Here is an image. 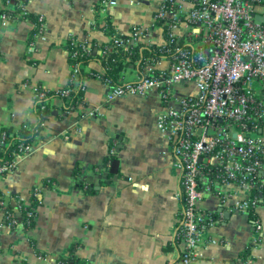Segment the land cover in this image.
<instances>
[{"label": "crops", "instance_id": "0c3cea01", "mask_svg": "<svg viewBox=\"0 0 264 264\" xmlns=\"http://www.w3.org/2000/svg\"><path fill=\"white\" fill-rule=\"evenodd\" d=\"M103 1L26 0L25 10L41 16L44 24L33 49L31 20H0V129L16 132L23 123H36L32 87L57 91L67 86L68 40L107 43L101 26L110 22L120 35L138 25L148 30L144 42L163 41L161 31L152 27L161 0H118L114 7H104ZM84 71L101 74L103 67L91 62ZM138 71L128 65L121 84L137 81ZM84 86L82 104L67 115L58 116L61 101H51L52 115L31 152L16 155L15 170L0 177V197L13 205L17 220L13 227L4 224L0 210V264H56L53 259L176 263L179 169L156 127L162 109L157 92L110 102L111 86L97 76ZM114 160L116 175L109 173ZM258 177L264 183V163ZM35 189L41 203L33 228L26 231L18 223L16 201L31 202ZM227 195L232 198L223 203ZM249 198L250 189L227 185L198 202L204 217L217 219L199 238L197 264H264V202L254 209L255 217L229 209L234 201ZM255 218L260 232L254 229Z\"/></svg>", "mask_w": 264, "mask_h": 264}, {"label": "built area", "instance_id": "2783aa9c", "mask_svg": "<svg viewBox=\"0 0 264 264\" xmlns=\"http://www.w3.org/2000/svg\"><path fill=\"white\" fill-rule=\"evenodd\" d=\"M117 1L104 0L102 4L114 7ZM22 8L26 11L25 6ZM0 20L7 22V15L3 14ZM38 22L43 24L41 16ZM152 27L159 29L162 36L167 29L169 55L156 64H146L138 71L137 81L111 87L107 101L157 92L162 109L156 116V127L167 141L170 161L179 169V255L173 264H197L195 249L199 238L215 221L206 225L198 202L217 186L251 189L255 182L264 186L262 180L256 181L264 163L260 127L264 122V0H161ZM147 32L135 25L127 38H115L113 43L125 51L139 43L165 45L164 37L160 44L144 42ZM42 33L41 28L34 35L30 49ZM71 83L72 88L61 89L62 96L78 88L84 90L76 69L72 70ZM44 90L48 89L40 85L31 88L34 106L45 98ZM30 152L31 144H20L11 161L0 164V177L15 170L16 155ZM109 153L115 154L114 147ZM39 195L37 189L32 193L33 199ZM230 198L227 195L223 203ZM2 205L0 197L4 221L15 225V212L4 211ZM257 205L256 200L247 199L234 201L229 209L249 214L253 208L251 217H255ZM36 206L32 201L19 200L16 212L26 210L32 220ZM253 225L256 232L261 231L256 218Z\"/></svg>", "mask_w": 264, "mask_h": 264}, {"label": "trees", "instance_id": "16d2710c", "mask_svg": "<svg viewBox=\"0 0 264 264\" xmlns=\"http://www.w3.org/2000/svg\"><path fill=\"white\" fill-rule=\"evenodd\" d=\"M26 5V0H0V17L5 14L7 15L8 21L15 22L23 19H29L34 23V28L31 31L29 40L32 41L34 35L38 34V30L44 29V24L38 22V17L31 15L27 11H22V6ZM156 26H161L160 23H155ZM104 34L108 37V42L104 44H98L94 41H76L75 39L68 40L65 45L68 54V63L70 67V74L68 84L63 89L72 88L71 77L72 70L76 69L79 80L84 84L87 78L97 76L101 82L111 87L121 85V78L125 68L128 65L138 67L140 70L146 64H156L161 59L166 58L169 53L167 49L171 48L169 45L168 31L165 28L163 30V37L165 39V45L144 44L139 43L135 47H130L128 51L123 50L120 46L113 43L115 38L125 39L126 35H120L110 22H106L101 26ZM87 47L89 49H87ZM148 60V61H147ZM99 61L102 64L103 72L93 73L84 71V67L89 65L91 62ZM85 88V86L83 85ZM62 89V90H63ZM84 90L77 89L71 91L69 95L62 96L61 90L52 91L44 90L45 98L41 100L37 105L34 106V111L37 117L36 123H23L16 132L9 131L6 128L0 129V164L9 162L13 158L14 153L18 151L20 144L27 145L31 144L35 137H37L44 129V124L48 118L52 115L51 101L57 99L61 101L59 106L60 113L58 116L67 115L69 112L76 110V108L82 104V95ZM41 107H43L41 109ZM260 127L264 128V122L260 124ZM107 163V162H106ZM261 180L258 176L256 181ZM260 183L255 182L254 186L250 189V198L256 200L257 204L264 202V186L259 187ZM34 205L41 203L40 198L31 199ZM2 208L7 212H14L13 205L5 203L3 200ZM253 212V208L251 213ZM251 213L249 215L251 216ZM208 218V217H207ZM206 218V225L210 221H214L217 218L210 216ZM35 219V218H34ZM34 219H30L26 215V210L20 212L18 223L22 227L29 231L34 226ZM8 220L3 223L7 224ZM14 226V225H13ZM11 226V227H13ZM179 240L176 238V243ZM58 260V259H57ZM65 264H89L88 262L80 260H65L59 259Z\"/></svg>", "mask_w": 264, "mask_h": 264}, {"label": "water", "instance_id": "95a60500", "mask_svg": "<svg viewBox=\"0 0 264 264\" xmlns=\"http://www.w3.org/2000/svg\"><path fill=\"white\" fill-rule=\"evenodd\" d=\"M117 152H118V149H117ZM117 165H118V161L114 160L112 162V164H111V167H110V171H109L110 174H115L116 175ZM100 178H105V177H100Z\"/></svg>", "mask_w": 264, "mask_h": 264}, {"label": "rangeland", "instance_id": "374dc122", "mask_svg": "<svg viewBox=\"0 0 264 264\" xmlns=\"http://www.w3.org/2000/svg\"><path fill=\"white\" fill-rule=\"evenodd\" d=\"M127 79H128V80H130V79H131V77H130L129 75H127Z\"/></svg>", "mask_w": 264, "mask_h": 264}]
</instances>
